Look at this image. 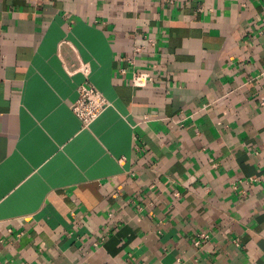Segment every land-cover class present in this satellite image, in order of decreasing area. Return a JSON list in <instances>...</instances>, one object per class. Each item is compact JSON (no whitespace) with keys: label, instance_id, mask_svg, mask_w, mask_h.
Masks as SVG:
<instances>
[{"label":"crops","instance_id":"obj_1","mask_svg":"<svg viewBox=\"0 0 264 264\" xmlns=\"http://www.w3.org/2000/svg\"><path fill=\"white\" fill-rule=\"evenodd\" d=\"M177 260L264 264V0H0V264Z\"/></svg>","mask_w":264,"mask_h":264},{"label":"built area","instance_id":"obj_2","mask_svg":"<svg viewBox=\"0 0 264 264\" xmlns=\"http://www.w3.org/2000/svg\"><path fill=\"white\" fill-rule=\"evenodd\" d=\"M146 47L154 48L155 40L145 38ZM143 47H137L134 49L133 54H140ZM128 61L133 64L132 59ZM155 69V65L151 66ZM155 81L152 73L149 72H133L131 76V86L133 88H146L151 86ZM107 106V102L104 97L87 81L85 80L76 89V98L70 105V110L74 116L79 120L82 127H88L93 121H95ZM19 237V236H16ZM209 238L207 233H201L197 236L194 244L200 246L204 241ZM177 264H182V261L177 260Z\"/></svg>","mask_w":264,"mask_h":264}]
</instances>
